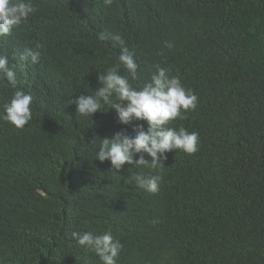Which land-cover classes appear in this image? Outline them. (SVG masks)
I'll return each mask as SVG.
<instances>
[{
    "label": "trees",
    "instance_id": "1",
    "mask_svg": "<svg viewBox=\"0 0 264 264\" xmlns=\"http://www.w3.org/2000/svg\"><path fill=\"white\" fill-rule=\"evenodd\" d=\"M32 3L0 37L10 64L43 44L37 64L17 69L32 119L23 129L0 121V264H100L71 234L105 231L123 245L117 264H264V0ZM115 33L135 51L136 79L119 70L133 87L159 65L196 94V108L168 126L198 132L197 152H168L155 169L95 159L100 140L148 128L120 124L107 106L85 118L68 103L116 65ZM15 87L0 81V109ZM136 173L159 176V191L126 181Z\"/></svg>",
    "mask_w": 264,
    "mask_h": 264
},
{
    "label": "clouds",
    "instance_id": "2",
    "mask_svg": "<svg viewBox=\"0 0 264 264\" xmlns=\"http://www.w3.org/2000/svg\"><path fill=\"white\" fill-rule=\"evenodd\" d=\"M104 3L111 4L112 0H104ZM35 11L32 0H0V37L10 35L15 27L25 23ZM97 39L103 42L109 36L101 32ZM111 39L120 45L116 65L98 75L99 86L93 94L80 95L74 100L70 99L68 103L75 105L76 113L85 118L91 119L102 110V106H107V110H115L120 124L129 125L134 120L145 121L148 128L145 131L143 125H136L132 130L134 135L122 130L110 138L100 140L95 159L101 163L110 161L112 168L117 171L126 163L155 169L163 166L161 161L167 159L168 152L181 151L189 155L197 152L198 132L168 126L170 121L183 119L185 113L196 108V94L184 87L179 75H172L169 69L159 65L156 66V73L152 75L150 82L140 88L133 87L129 78L120 75L119 70L123 67L133 80L136 79L139 65L135 60V51L126 46L122 33L113 34ZM171 46L167 44V47ZM42 48L43 44L39 42L34 47L25 48L15 57L14 64L9 63L7 56L0 55V81H7L15 87L17 69L37 64ZM32 100L29 93L15 87L11 98L0 109V121L7 122L16 129H23L32 119ZM137 154L139 158L134 159ZM144 154L151 157V160L145 159ZM160 179L156 175L136 173L130 174L126 181L134 182L138 188L155 194L159 191ZM71 235L81 247L93 251L100 264H117L123 245L111 231L100 235L91 232H72Z\"/></svg>",
    "mask_w": 264,
    "mask_h": 264
}]
</instances>
